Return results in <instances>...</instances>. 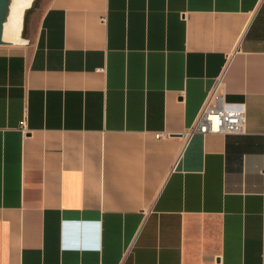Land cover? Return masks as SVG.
Instances as JSON below:
<instances>
[{"label":"crops","instance_id":"1","mask_svg":"<svg viewBox=\"0 0 264 264\" xmlns=\"http://www.w3.org/2000/svg\"><path fill=\"white\" fill-rule=\"evenodd\" d=\"M24 36L0 264H264V0H45ZM216 90L245 131L190 135Z\"/></svg>","mask_w":264,"mask_h":264},{"label":"built area","instance_id":"2","mask_svg":"<svg viewBox=\"0 0 264 264\" xmlns=\"http://www.w3.org/2000/svg\"><path fill=\"white\" fill-rule=\"evenodd\" d=\"M246 116L245 103H228L224 100L222 93L216 90L204 107L198 121L188 133L190 135L196 133L204 135L242 134L245 131ZM163 137L160 134L156 135L158 139Z\"/></svg>","mask_w":264,"mask_h":264},{"label":"water","instance_id":"3","mask_svg":"<svg viewBox=\"0 0 264 264\" xmlns=\"http://www.w3.org/2000/svg\"><path fill=\"white\" fill-rule=\"evenodd\" d=\"M20 1L24 5L20 19V33L17 39H12L9 35L8 26L11 22L12 9L16 2ZM37 0H0V46H27L29 40L25 38V18L29 10Z\"/></svg>","mask_w":264,"mask_h":264},{"label":"bare ground","instance_id":"4","mask_svg":"<svg viewBox=\"0 0 264 264\" xmlns=\"http://www.w3.org/2000/svg\"><path fill=\"white\" fill-rule=\"evenodd\" d=\"M24 5L18 1L15 3L12 9L11 22L8 26L9 35L12 39H17L20 33V19Z\"/></svg>","mask_w":264,"mask_h":264},{"label":"rangeland","instance_id":"5","mask_svg":"<svg viewBox=\"0 0 264 264\" xmlns=\"http://www.w3.org/2000/svg\"><path fill=\"white\" fill-rule=\"evenodd\" d=\"M44 1L43 0H37L35 2V4L33 5L32 9L27 12L26 18H25V29H26V25L28 24V22H29L30 18L32 17V14L34 13V11H36L38 8H42V6H44ZM24 34H25V31H24Z\"/></svg>","mask_w":264,"mask_h":264}]
</instances>
